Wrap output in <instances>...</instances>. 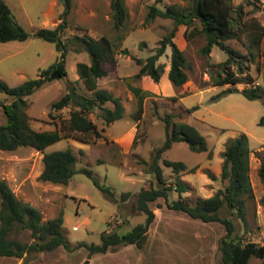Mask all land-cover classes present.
<instances>
[{
    "label": "rangeland",
    "instance_id": "obj_1",
    "mask_svg": "<svg viewBox=\"0 0 264 264\" xmlns=\"http://www.w3.org/2000/svg\"><path fill=\"white\" fill-rule=\"evenodd\" d=\"M3 2L27 32L40 27L53 28L59 22H63L65 26L60 38L66 42L68 49L64 57L66 76L46 82L24 97L25 112L31 129L53 130L58 128L59 120L67 118V107L59 111L50 108L51 102L66 91L67 81L76 80L83 93H90L78 79L74 64L77 61L87 63L88 55L77 50L79 47L76 43L66 41V38L73 34H87L95 39L104 36L114 45V62L104 65L107 74L97 80L96 87L111 92L119 99L123 108V117L107 126L102 124L96 112L89 114L100 137L89 136L88 144L72 138H61L43 149L46 153L70 148L76 157L74 167L85 166L90 169L102 184L112 190L117 202L107 199L82 173L73 174L66 185L39 181L37 176L42 168V155L33 148L0 150V178L6 181L19 199L36 207L42 215V220L62 212V232L70 244L79 241L97 244L99 234L107 227L113 228L118 234L126 233L145 219L144 214L133 210L134 194L140 187L155 183L152 174L147 173L146 167L137 161H150L153 150L164 140L163 123L157 119L156 113L160 115L164 112L182 111L177 120L192 125L204 137L207 151L193 152L184 142H175L162 153L161 159L181 161L187 169H191L177 176L187 186L181 196L193 202L197 198L210 196L218 188H223L225 181L219 179L222 161L220 154L228 139L244 133L247 139L248 177L251 186V196L245 200L244 220L237 219L224 209L220 215L232 219L235 233L241 235L244 240L264 247V204L260 202L264 197V185L256 173L259 159L255 155L263 150L264 124L259 121L264 117V108L262 100H248L239 92L257 84L264 86V36L257 47H252L253 57L245 62V68L240 70L237 65L230 67L235 76L243 78L247 75L252 81L215 85V80L225 74L221 62L226 55L215 46L208 53H201L204 38L195 36L186 40L182 35L183 28L179 27L173 41L182 50L188 64L185 70L186 82L182 86H175L167 79L170 54V48L167 46L164 54L158 59L163 65V74L161 79L152 84L149 79H142L146 78V75L134 77L138 66L133 58L145 59L151 55L160 38L172 28V21L159 16L149 19L148 6L162 7L170 3L182 6L186 1L125 0L127 18L118 30L112 27L109 0H70V7L63 18H59L65 9L63 0ZM232 4H242L243 10L242 17L234 26H240L243 21L250 19L264 25V0H260L256 9L246 5L244 0H233ZM45 13L47 24H43ZM118 35H121L122 39L118 40ZM235 37L237 38L226 40L225 44L246 53L249 34L236 30ZM74 48H77L76 51ZM55 56L53 45L36 37L0 43V79L9 86L18 85L26 79L36 77L37 70L51 64ZM135 86L146 94L142 99L141 117L137 121L132 119L136 111V98L131 92V87ZM229 86L236 91L215 100L210 99L212 95ZM183 93L186 95L180 97ZM9 101V97L0 92V102ZM193 105H198V108L190 114L184 112V108ZM105 106L111 107V104L107 102ZM4 120L0 107V124ZM132 121L135 122V131L131 146L129 150L121 151L119 145L110 137L121 135ZM159 164L162 176L171 188L167 200H174L178 196L177 192L172 190L174 180L171 179L174 174L168 167L161 165V161ZM207 172L214 174L216 179L210 180ZM126 191L131 195L123 202L118 201L120 194ZM148 205L154 219L148 227L140 261L131 264H219L217 245L219 238L224 234L221 224L202 222L188 217L181 211L168 209L162 198H157ZM9 238L21 242L30 241L29 232L22 229H15ZM45 254H48L44 255L46 264H60V258L55 253L49 251ZM64 254L68 257V264H77L81 257L84 258L80 264L88 261L84 248ZM247 264H264V260L250 257Z\"/></svg>",
    "mask_w": 264,
    "mask_h": 264
},
{
    "label": "trees",
    "instance_id": "obj_2",
    "mask_svg": "<svg viewBox=\"0 0 264 264\" xmlns=\"http://www.w3.org/2000/svg\"><path fill=\"white\" fill-rule=\"evenodd\" d=\"M124 1L109 0L111 23L115 30L120 29L127 18ZM184 1L186 4L182 6L175 3L162 7L148 6L147 17L149 19L155 16L170 19L172 28L160 38L151 55L145 59L133 58L138 66L134 77L139 78L146 75L153 82H157L163 74V65L158 62V59L168 46L170 54L166 77L175 86H182L186 82L185 70L188 68V64L182 50L173 41L178 28L182 27L184 39L188 40L195 36L204 38L205 43L200 48L201 53H208L215 46L226 55L221 62L225 74L215 80V85H233L239 81L250 83L252 81L250 76L237 77L230 67L237 65L240 70L245 68V62L253 57L252 47H257L261 37L264 36V25L250 19L243 21L240 26H234L242 17L243 10L242 4L234 6L233 0ZM63 2L65 9L59 18H63L70 7V0H63ZM259 2L260 0H244V3L251 6L252 9H256ZM64 28L63 22H59L53 28L40 27L27 32L15 20L3 0H0V43L12 40L23 41L28 37H36L51 43L56 52L54 61L47 67L38 69L34 78L26 79L15 86H9L0 79V92L10 99L9 102H0L5 117L4 122L0 124V150L14 151L18 147H30L40 151L42 153V168L37 176L39 181L54 185H66L73 174L82 173L107 199L117 202L112 190L102 184L90 169L85 166L74 167L76 157L70 148L43 152L47 145L61 138H72L88 143L91 135L93 138L100 137L95 123L89 117L90 113L96 112L97 117L105 126L123 117V108L119 99L114 97L111 92L96 87L97 79L107 74L104 65L114 62V45L108 38L101 36L95 39L87 34H73L66 38V41L78 45L79 49L74 48V51L77 49L88 55V62H77L75 71L83 87L90 93H83L77 86L76 80L67 81L66 91L50 104V108L55 111L65 107L69 109L67 118L58 121V128L37 131L31 129L28 124L24 97L46 82L63 79L66 76L64 57L68 49L66 42L60 38V33ZM236 30L249 34L246 53L225 44L226 40L237 38L235 37ZM117 39H122V36L118 35ZM262 80L264 82V72ZM234 91L236 90L229 86L212 95L210 99L215 100ZM131 92L136 98V111L132 119L137 121L141 117L142 99L146 94L137 87H131ZM239 92L248 100H262L264 108V86L257 84L243 88ZM184 95L186 94L183 93L180 97ZM107 102L111 104V107L105 106ZM196 108L198 105L183 110L190 114ZM182 113V111L164 112L160 115L156 113L157 119L163 123L164 140L159 147L153 150L150 161H137L138 164H143L146 167V172L151 173L155 180L154 185L142 186L134 194L133 210L144 214V221L135 224L124 234H118L113 228L108 229L107 227L99 234V243L97 244L82 241L70 244L62 232V212L55 217L42 220L40 211L19 199L6 181L0 178V257H15L21 260V264H28L39 253L49 252L58 247H62L69 253L84 248L87 251V257L129 244L141 249L147 238L148 227L154 219V214L148 204L157 198H162L168 209L181 211L192 219L206 223L217 222L223 226L224 234L219 238L217 245L220 254L219 264H247L250 257L264 260V247L253 241L244 240L241 235L235 233L232 219L220 215L221 210L224 209L237 219L244 220L245 200L251 196L245 134L240 133L238 136L228 139L220 154L222 161L219 179L225 181L223 188H218L208 197L197 198L190 202L181 196L187 190V186L177 176L181 172L191 171V169H187L181 161L161 159L162 153L175 142H184L193 152L207 151L204 137L192 125L177 120ZM259 123L264 124V117H261ZM255 155L259 159L256 173L259 181L264 185V144L263 150L256 152ZM159 161L174 174L171 179L174 180L172 190L178 194L174 200H167V194L171 188L162 176ZM206 174L210 180L216 179L214 174L210 172ZM129 195L131 193L128 191L122 192L118 201H125ZM260 202L264 204V197L260 199ZM15 229L28 231L30 241L21 242L9 238ZM84 264H87V261Z\"/></svg>",
    "mask_w": 264,
    "mask_h": 264
},
{
    "label": "crops",
    "instance_id": "obj_3",
    "mask_svg": "<svg viewBox=\"0 0 264 264\" xmlns=\"http://www.w3.org/2000/svg\"><path fill=\"white\" fill-rule=\"evenodd\" d=\"M44 17H45V20L43 24H47V14L46 13L44 14ZM77 62H75L74 64H76ZM145 77L146 78L143 77L142 79L145 81H148L149 79V81L152 82L153 84V81L148 76H145ZM134 131H135V122H133L121 135H118L116 137H110V138L113 140L114 143L119 145V148L121 149V151L129 150L131 143H132ZM73 228H75V226H73ZM142 250L143 249H138L134 245H131V244L121 246L114 251L108 249L104 253L93 254V255H90L89 257H87L86 255V257L88 258L87 264H131L132 262L138 263L140 261L139 257L142 254ZM50 252H53L56 254V256H59L60 261H61L60 264H68V257L65 256L64 254L66 251L62 247H58ZM66 253H69V252H66ZM44 255H48V254H45V252L39 253L38 256L35 259L30 260L28 264H46L44 260ZM83 258L84 257H81L79 261L77 262V264H80ZM0 264H21V260L15 257H0Z\"/></svg>",
    "mask_w": 264,
    "mask_h": 264
}]
</instances>
